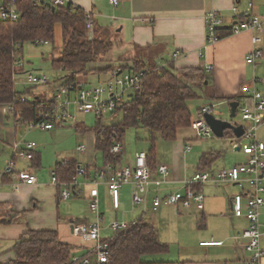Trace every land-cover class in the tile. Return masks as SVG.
<instances>
[{"label": "crops", "instance_id": "obj_1", "mask_svg": "<svg viewBox=\"0 0 264 264\" xmlns=\"http://www.w3.org/2000/svg\"><path fill=\"white\" fill-rule=\"evenodd\" d=\"M66 1L84 11H90L98 29L106 31L108 35H112V31L121 33L122 38L114 41V47L120 51L119 57L111 59L106 56L103 60H107V63L137 60L148 66L169 68L173 71L183 68L202 70L205 80L201 87L197 88L200 98L188 102L192 121L196 118L201 107L215 103L220 104V109L218 111L217 108L213 109L212 115L226 120L229 115L228 100L235 99L237 102V99L242 97L245 90L251 88L254 80L257 79H260L261 83L255 85L264 89V30L260 34L261 42L253 45L251 38L256 35L255 32L242 29L235 33L231 28L234 23L231 9L234 5L238 7L239 11H244L250 4L253 14L264 16V0H120L116 6L111 5L108 0ZM211 10L218 11L224 19V30L228 31V35L220 39L218 37L217 42L208 45L203 18ZM29 44L34 47L41 46L34 43ZM43 46L52 49L49 43ZM253 49L260 50L262 57L256 60L254 65H249L245 62V57ZM175 50L180 51L183 56L174 58ZM199 53L201 56L198 55ZM46 55L41 53L40 58L23 55V61L18 64L14 73V89L17 92H19L18 86H26L27 88L24 90H30L32 87L26 82V73L44 75L48 78L46 75L48 71L55 72L49 66L51 51ZM36 59L41 61L39 62L40 66L33 69ZM207 66L211 67L210 72L205 71ZM56 72H58L56 73L58 78L65 75L62 71ZM107 73L108 71L80 75L76 78V84L83 88H90L84 87V85H88V77L94 76L97 79V84L94 86H97L107 80ZM32 96L40 97L30 90V95H22V98L29 100ZM222 111L226 118L217 116L223 115ZM80 115L87 116L83 114L77 116ZM77 116L76 123L82 124V120L79 122ZM138 140L140 141L138 137L135 138V144ZM257 140L264 144V123L257 132ZM28 141H34L36 144L33 160L13 159V144L19 143V146H22ZM202 141L203 139L195 137L190 128H186L178 131L174 141H161L163 142L161 148L156 144L155 160L157 165H167L170 170L167 183L160 188L161 195L181 190L186 179L201 171L199 159L204 154L207 156L213 154L214 157L208 167L203 170L216 172L219 169L240 164L239 162L227 163L226 159H223L216 166L221 157L220 152L213 149L205 150L203 145L204 151L201 152L196 162V157L193 159L191 154L194 150L201 149V146L199 148L196 145ZM80 146L85 147L83 152L77 151ZM186 146L191 147L187 152ZM121 147L122 154L116 156L120 159L119 163L115 165L117 167L131 165L136 152L147 153L148 150L135 149L128 153L124 142ZM234 150L240 152L237 148ZM241 154V163H243L246 156ZM0 158L1 171L10 161H13L15 172L27 170L36 177L35 184L19 185L17 188H13L15 179L11 175H4L1 178L0 264L14 259V245L30 230L56 232L58 240L70 247L72 256L92 257L90 255L92 244L74 237L71 228L75 224L94 221V216L87 209L89 191L93 187L91 181L95 179L96 171L107 165L103 163L101 155L95 150L94 134H80L74 127L64 126H57L50 131H27L24 126H15L13 118L4 115L0 105ZM60 161L75 163L76 167L80 166L84 172L83 175L76 176L80 186L76 189L74 196L64 202L58 198L60 187L51 182V172L56 170ZM232 187H237L238 190ZM198 190L204 197L202 211H197L194 208L190 210L176 209L166 205H160L153 210L150 200L132 208L130 203L131 186L124 185L120 189V207L114 211L110 207L107 189L103 184H100L97 191L102 218L101 225H104L106 216H110V214L114 216L112 221L123 220L126 223H134L141 218L144 222L153 225L158 241L166 245L168 249L169 244L172 249L163 254L146 255L143 257L145 262L245 264L249 257L248 253L243 250L240 242L235 243L230 239L234 232L241 231L246 226L244 219L233 217L231 212L232 197L242 193V189L237 185L207 183L198 187ZM122 193L124 201L121 200ZM262 198L264 201V194H262ZM74 200L84 202L86 211L76 210L73 212L66 208L63 210L64 204H72L71 202ZM259 221L264 224V207L260 210ZM106 227H102V231H108ZM210 240L223 241V245L200 246L201 242ZM261 248L264 251V239L261 241ZM171 252H174L173 257L170 256ZM147 256H152V259L146 260Z\"/></svg>", "mask_w": 264, "mask_h": 264}, {"label": "built area", "instance_id": "obj_2", "mask_svg": "<svg viewBox=\"0 0 264 264\" xmlns=\"http://www.w3.org/2000/svg\"><path fill=\"white\" fill-rule=\"evenodd\" d=\"M23 1H29L33 5H42L45 8H55L66 5V0H0V20L18 21L21 16L19 6ZM120 0H108L116 6ZM234 23L231 26L233 32L237 33L242 29L250 30L256 33L251 38L253 45L261 42L260 34L264 30V16L255 15L251 11V5L244 11H239L234 5L231 9ZM206 30V43L212 45L218 40L219 31L225 28V21L216 10H211L203 18ZM84 26L86 36L91 39L93 36L94 16L90 11H84ZM35 45H46L47 42L36 41ZM201 56V53L198 54ZM183 54L175 50L173 57H182ZM262 57V52L253 49L246 57L245 62L254 65L256 60ZM206 72L211 71V67H205ZM147 70L133 72L123 70L116 66L108 71L107 80L90 88H83L77 85L61 84L53 94L55 107L46 113H41L39 119L28 123L25 128L27 131H50L57 126L63 127L66 124H76L78 114L92 115L94 117L111 114L123 103L130 95L137 91L142 78L147 74ZM26 82L32 86H43L49 83L44 75L33 73L25 74ZM261 83L260 79L254 80L253 86L245 90L242 97L237 99L238 107L236 116L228 119L232 124L241 125L243 134L240 138L232 137L231 142L234 148L243 153L246 158L243 163L233 165L228 168H222L216 172L204 170L194 173V175L184 181L183 187L179 191L161 195L160 188L167 183L170 174L167 165H158L156 172L149 169L146 153L138 151L134 154L133 163L123 167L107 164L96 171L95 179L91 181L89 197L87 199V209L94 216V221L90 223L75 224L71 228L74 237L81 239L86 243H91L90 255L92 257L73 256L72 264H106L108 257V240L101 237L102 218L99 209L97 187L103 184L107 189L110 207L116 211L120 207V189L124 185L131 186L130 203L132 208L144 204L150 200L153 210L160 205H166L176 209L190 210L194 208L197 211L203 210L204 197L197 189L198 187L212 183L214 185H237L242 189V193L232 197L231 212L237 219H244L246 226L238 232H234L230 239L235 243H241L243 250L249 257L245 264H264V251L261 248V241L264 239V224L259 221L260 210L264 207L262 194H264V144L257 140V132L264 123V89L258 88L255 84ZM20 101H25L23 98ZM220 104H210L199 109L196 118L191 122L190 129L194 132L197 139H208L213 137L212 132L206 125L203 114L210 113ZM73 109V113H71ZM2 112L14 120L15 126L21 124L20 111L16 110L12 103L2 106ZM239 118V120H236ZM13 159L33 160L36 144L34 142L13 144ZM191 149L186 146V152ZM84 146L77 148L78 152H83ZM112 153L115 156L122 154L120 144L112 147ZM66 161H60L57 167H63ZM76 176L84 174L80 166L76 167ZM4 175H11L15 179L13 188L19 185H33L36 183V177L29 171H14L13 161H10L6 168L0 170V182ZM51 182L60 187L58 198L64 202L74 196L80 183L75 177L70 183H59L56 178V170L51 172ZM132 223L111 221L107 229L112 232L126 229ZM223 241H205L200 246H221Z\"/></svg>", "mask_w": 264, "mask_h": 264}, {"label": "trees", "instance_id": "obj_3", "mask_svg": "<svg viewBox=\"0 0 264 264\" xmlns=\"http://www.w3.org/2000/svg\"><path fill=\"white\" fill-rule=\"evenodd\" d=\"M19 9L21 16L18 21L0 20V105L12 103L15 109L20 111V127L37 121L41 113L49 112L55 107L53 97L48 100L32 96L29 100L20 101L22 95H30L31 89L23 92L14 89V73L18 64L23 61V48L26 44L36 41H44L52 46L49 66L54 71L65 73L61 84L78 86V76L103 73L116 66L133 72L146 69L148 72L143 76L140 88L108 115L111 118L119 117L118 121L105 125V116H99L95 117L92 126L76 123L74 129L80 134H94L96 152L101 155L104 164L113 166L117 165L120 159L112 153V147L115 144H123L128 130H145L146 142L149 143L147 163L149 169L156 172V141H174L179 130L190 128L192 116L188 102L200 98L197 88H200L205 80L204 72L191 68L173 71L169 68L148 66L137 60L107 63L108 61L103 59L115 43L94 36L98 30L95 20L93 36L91 39L87 38L84 10L81 8L71 3L45 8L23 1ZM56 25H59L61 32L60 48L54 47ZM226 35L228 31H219V39ZM232 101L235 99L228 100L227 103ZM225 136L232 138L233 134L226 131ZM213 157V154H204L199 159L201 171L208 167ZM76 174L75 163L56 168L59 183H70ZM107 240L106 264H186L143 261L144 256L163 254L168 248L158 241L154 226L141 218L126 229L113 232ZM13 252L14 259L5 264H72L70 247L61 243L57 233L52 231H28L14 245Z\"/></svg>", "mask_w": 264, "mask_h": 264}, {"label": "rangeland", "instance_id": "obj_4", "mask_svg": "<svg viewBox=\"0 0 264 264\" xmlns=\"http://www.w3.org/2000/svg\"><path fill=\"white\" fill-rule=\"evenodd\" d=\"M56 27H58V25ZM94 36L97 38H102L103 40H109L112 42L122 38V35L120 32L112 31V35L111 34L108 35V33L106 31H103L101 28H99L96 31ZM54 47L55 48L61 47L60 27H58L57 29L56 28L54 29ZM49 51H51V47H45L43 45H41L40 47H34L31 44H26L23 48V55L25 57H30V55H31L32 58H40L41 53L44 54L45 56H47L46 54ZM118 54H120L119 49H116L113 46L112 49L109 51V53H107L106 56L108 58L111 57V59H117L119 57ZM39 62H41V61L39 59H36L35 62L33 63L34 66L33 67L31 66V67L33 69H37L40 66ZM56 73H58V72L48 71L46 75L49 78L48 79L49 83L47 85H43V86L32 87L31 90H33V92H35L37 95H39L43 99L44 98H47V99L51 98L53 95L52 92H55L57 90V88L61 85V78L56 77L58 75V74L56 75ZM87 84L88 85H84V87H92L95 84H97V79L94 76L88 77L87 78ZM25 88H27V87L26 86L25 87L24 86H18L17 90H19V92H22V91H24ZM216 108H217V111L220 109L219 106ZM216 108H214V109H216ZM71 113H73V109H71ZM222 114L223 115H217V116H220L221 118H226L225 113L223 111H222ZM77 120L79 122H80V120H82L81 122H83L87 127H90L95 123L96 119L92 115H87V116L80 115V116H77ZM118 120H119V117L111 118L110 116H105L103 119V122L105 125H108L111 123H115ZM236 120H239V118H236ZM64 127L73 128L74 125L66 124V125H64ZM32 132H40V131L36 130V131H32ZM145 132H146L145 130H133V129L128 130V132L125 135L124 141H123L124 146L126 148V151H128V153L133 152L135 149H148L149 148V143L146 142ZM72 135H73V133H72ZM137 137L140 139V141L138 140L137 144H135L136 143L135 138H137ZM161 141H164V140L158 139V141H156V144L158 146H160V148H161V145L163 144V142H161ZM199 143L200 144H197L196 146L197 147L201 146V149L194 150L191 154L193 159L196 157L195 158L196 162H197L198 157L200 156L201 152L204 151V149H202V145H203V147H205V150L213 149V150L220 152L221 157H220L219 161L216 163V166H218L219 163L221 161H223V159H226L227 163H233V164L238 163V162L241 163L242 154H241V152H236L234 150V143L231 142L230 138H227V137H225V138L211 137L208 139H203V141L199 142ZM0 161H1V158H0ZM232 188H235L236 190H238L237 187H232ZM121 200L124 201L123 193H122ZM71 203L72 204H67V205L64 204L63 210H65V208H66L67 210H70L73 212L76 210H81L80 212L86 211V206H85L86 204L84 202H81L80 200H74ZM103 203H104V201H103ZM121 210H122V208L120 209V211ZM108 218H110V219H108ZM112 219H114V216L112 214H110V216H106L105 223L102 227H106L108 225V223L112 221ZM118 221L123 222V220H118ZM112 234H113V232L111 230L102 231L101 237L102 238H109V237H111ZM168 246H169V249H172V247L169 244H168ZM169 249H168V251H169ZM173 253L174 252L170 253L171 257H173L172 256ZM163 256L165 258V255H163ZM161 258L163 259V257H161ZM150 259H152V256L146 257V260H150ZM153 259H154V257H153Z\"/></svg>", "mask_w": 264, "mask_h": 264}, {"label": "water", "instance_id": "obj_5", "mask_svg": "<svg viewBox=\"0 0 264 264\" xmlns=\"http://www.w3.org/2000/svg\"><path fill=\"white\" fill-rule=\"evenodd\" d=\"M238 107V103L236 101H232L229 103V115L228 119H233L236 116V109ZM203 119L216 138H224L225 132L230 131L234 137L240 138L243 134V128L241 125L232 124L228 119L223 120L214 117L210 113H204ZM238 150V149H237Z\"/></svg>", "mask_w": 264, "mask_h": 264}]
</instances>
